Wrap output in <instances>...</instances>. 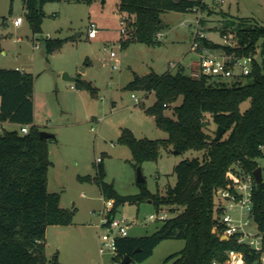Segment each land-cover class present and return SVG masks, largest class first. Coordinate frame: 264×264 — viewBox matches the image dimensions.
I'll return each mask as SVG.
<instances>
[{"label":"trees","instance_id":"16d2710c","mask_svg":"<svg viewBox=\"0 0 264 264\" xmlns=\"http://www.w3.org/2000/svg\"><path fill=\"white\" fill-rule=\"evenodd\" d=\"M60 0H23L24 17L33 35L41 32L43 6ZM70 1V0H68ZM90 3L92 0H73ZM203 0H118L120 13L132 15L128 22L132 34L120 39V47L130 43L148 46L159 45L164 24L161 14L168 11L203 10ZM127 19V18H126ZM229 32L235 45L229 47L198 38L197 51L208 49L220 54L241 55L252 53L255 58L247 83L239 80L230 84L211 76L192 77L182 67L157 74H133L126 83L129 91L152 92L154 102L145 113L154 118L157 127L164 130L166 138H136L127 128L120 131L117 141L126 145L138 167L143 161H156L161 150L183 153L201 151V157L179 161L173 168L174 185H168L162 195L150 193L144 182L137 183V194L120 196L111 183L104 180L102 161L96 164L93 176H79L80 181L94 183L104 200H112L111 213H116L125 203L149 200L156 208L165 206L172 213L150 235L124 237L116 242L117 260L129 256L141 262L165 239H181L183 248L170 254L164 262L170 264H212L222 261L228 249L244 251L250 263L256 255L247 254V248L236 244L233 238L222 240V226L215 217L214 192L228 181L227 172L232 165L251 172L260 156L259 145L264 144V24L249 19L238 22L228 20L220 30ZM45 51L59 49L64 40L41 38ZM34 77L18 69L0 67V122L18 125L17 130L0 134V264H46L45 231L50 225H68L74 211L59 206V195L47 190V170L51 164L47 145L55 137L42 139L40 129L33 123L32 90ZM76 87L95 94L90 82L76 79ZM181 98L173 107V118L165 109ZM249 106L243 111L240 104ZM224 129L219 139L209 125ZM27 126L26 133L19 128ZM226 134V135H225ZM160 208V209H161ZM253 217L264 232V183L254 187ZM53 264H59L56 255Z\"/></svg>","mask_w":264,"mask_h":264},{"label":"rangeland","instance_id":"374dc122","mask_svg":"<svg viewBox=\"0 0 264 264\" xmlns=\"http://www.w3.org/2000/svg\"><path fill=\"white\" fill-rule=\"evenodd\" d=\"M22 1L0 0V67L17 68L33 75V123L55 137L47 145L51 162L47 170V190L59 195L61 208L74 211L70 224L46 228V264H53V255L59 264H109L108 258H101L97 251L96 224L104 199L94 183L80 181L78 177L93 176L99 157L104 180L113 185L118 195L137 194L140 190L136 182L137 167L129 148L117 141L121 129H129L140 139L167 137L166 132L156 126L154 118L145 113L154 102V94L129 91L124 86L133 74L144 75L150 71L160 74L168 69L175 72L181 66L189 74L186 64L197 58L195 52L189 50L193 26L203 38L222 44L220 30L228 20L249 19L264 24V0H203L206 5L203 10L164 12L159 45L133 42L125 48L120 47V39L132 34L133 28L128 22L133 16L118 11V0L48 2L43 6L41 32L35 35L24 17ZM17 16L22 17V23L14 26L12 19ZM123 18L127 19L121 26ZM90 25H93L92 35L88 33ZM121 27L125 28V33H120ZM40 37L64 41L59 49L47 53ZM110 51L114 57L109 56ZM170 63L176 65L170 68ZM64 74L74 80L64 79ZM77 78L90 82L95 94L76 87ZM222 81L234 82L229 78ZM239 81L248 82L246 78ZM180 102L178 98L164 114L173 118V107ZM248 106L249 101L245 100L239 107L243 111ZM209 127L216 130L212 123ZM17 129L10 122L0 123V134ZM201 153L161 150L156 161H143L138 165L145 187L150 193L162 195L168 185L175 183L174 166L183 159L200 158ZM160 208L148 200L125 203L118 207L116 216L130 222L129 237L146 236L162 222L148 220L149 214L164 210L167 218H171L176 213L165 206ZM231 214L236 218L238 211ZM183 246L181 239H165L148 258L128 264H170L171 261L165 263L164 259Z\"/></svg>","mask_w":264,"mask_h":264},{"label":"built area","instance_id":"2783aa9c","mask_svg":"<svg viewBox=\"0 0 264 264\" xmlns=\"http://www.w3.org/2000/svg\"><path fill=\"white\" fill-rule=\"evenodd\" d=\"M125 22L126 18H123L120 21V25L123 26ZM196 22L198 21L196 20ZM21 23V16L12 19L14 26H19ZM124 27L120 28V33H125ZM88 33L92 35L93 25L88 28ZM192 34L189 50L194 51L197 57L196 63L189 72L192 77L206 75L217 80L229 78L237 81L250 73L252 61L255 58L254 54H220L208 49L197 51V40L198 38H203V36L194 26L192 27ZM156 36L158 39L162 38L161 33L156 34ZM222 44L229 47L235 45V40L229 32L222 35ZM109 56L114 57L115 54L110 51ZM170 65V68H173L176 64L170 63ZM132 97L137 101L133 95ZM27 130V126L19 128L20 133H26ZM258 149L260 156L256 158L254 169H259L260 184H262L264 183V144L259 145ZM100 161L101 158L97 157L96 163ZM253 170L248 172L240 166L232 165L227 172L228 181L225 185L215 190L214 200L215 217L222 226L221 238H227V240L229 237L233 238L236 244L247 248V254L256 255V258L247 263L244 251L228 249L224 252L222 261L213 260L212 264H264V232L259 229L253 217V192L254 187L258 185L255 182ZM103 202L102 209L98 214V223L96 224L98 229L97 251L101 258H108L109 264H118L116 242L118 239L128 236V229L131 224L123 216L118 217L116 213H111L112 200H103ZM234 210L238 211L236 218L231 214ZM147 219L150 221H163L167 219V213L164 210H160L155 214H149Z\"/></svg>","mask_w":264,"mask_h":264},{"label":"water","instance_id":"95a60500","mask_svg":"<svg viewBox=\"0 0 264 264\" xmlns=\"http://www.w3.org/2000/svg\"><path fill=\"white\" fill-rule=\"evenodd\" d=\"M63 78L64 79H69V80H74L73 78L67 77L65 74L63 75ZM223 133H224V129L222 127H220V126H217L216 127V130H215V134H214V139L215 140L216 139H219L220 136ZM39 136L42 139H47V138L53 137L54 135L51 134V133H48L46 131L40 130L39 131ZM172 153H176V151L173 150ZM253 176H254V179H255L256 184H260V172H259V169L258 168H256V169L253 170ZM136 182L137 183L144 182V178L142 177L141 170H140V167L139 166L136 168ZM222 240H227V238H222ZM131 261H133V259L131 257L125 256V257H123L120 260V264H128Z\"/></svg>","mask_w":264,"mask_h":264},{"label":"crops","instance_id":"0c3cea01","mask_svg":"<svg viewBox=\"0 0 264 264\" xmlns=\"http://www.w3.org/2000/svg\"><path fill=\"white\" fill-rule=\"evenodd\" d=\"M161 34H162V36H163V33L161 32ZM162 40V39H161ZM197 59V58H196ZM196 63V61H191V62H189V63H187L186 64V68H188L189 69V72H190V70H191V68L194 66V64ZM182 68H183V66H181ZM15 69H17V68H15ZM18 70H20V69H18ZM21 71V70H20ZM0 123H2V125L4 124V123H7V122H0ZM11 124H13V125H15V126H17L18 127V125L17 124H15V123H11ZM101 161H102V159H101Z\"/></svg>","mask_w":264,"mask_h":264}]
</instances>
